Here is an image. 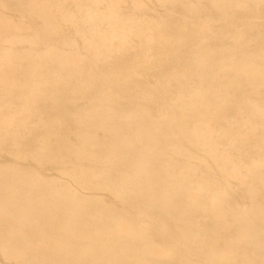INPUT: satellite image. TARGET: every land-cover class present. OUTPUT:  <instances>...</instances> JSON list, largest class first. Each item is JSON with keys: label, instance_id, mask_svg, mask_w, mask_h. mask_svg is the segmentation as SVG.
<instances>
[{"label": "bare ground", "instance_id": "1", "mask_svg": "<svg viewBox=\"0 0 264 264\" xmlns=\"http://www.w3.org/2000/svg\"><path fill=\"white\" fill-rule=\"evenodd\" d=\"M0 152V264H264V0H0Z\"/></svg>", "mask_w": 264, "mask_h": 264}, {"label": "rangeland", "instance_id": "2", "mask_svg": "<svg viewBox=\"0 0 264 264\" xmlns=\"http://www.w3.org/2000/svg\"><path fill=\"white\" fill-rule=\"evenodd\" d=\"M14 163H16V160L14 159V157L11 154H9L7 152H0V164H14ZM22 164H23V166H29L32 163L29 162L28 160H23ZM42 171L45 175L50 176V177H57L58 176L56 174V171L53 168H51L50 166L43 169Z\"/></svg>", "mask_w": 264, "mask_h": 264}]
</instances>
